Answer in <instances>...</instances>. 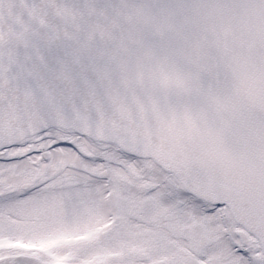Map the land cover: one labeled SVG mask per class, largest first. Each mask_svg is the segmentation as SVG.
I'll return each instance as SVG.
<instances>
[{
  "label": "snow or ice",
  "instance_id": "obj_1",
  "mask_svg": "<svg viewBox=\"0 0 264 264\" xmlns=\"http://www.w3.org/2000/svg\"><path fill=\"white\" fill-rule=\"evenodd\" d=\"M0 264H264V0H0Z\"/></svg>",
  "mask_w": 264,
  "mask_h": 264
}]
</instances>
